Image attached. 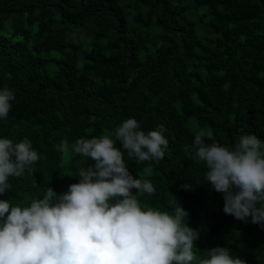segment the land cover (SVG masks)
<instances>
[{
	"label": "trees",
	"instance_id": "trees-1",
	"mask_svg": "<svg viewBox=\"0 0 264 264\" xmlns=\"http://www.w3.org/2000/svg\"><path fill=\"white\" fill-rule=\"evenodd\" d=\"M5 87L15 99L0 138H28L40 159L9 177L0 200L30 206L48 187L66 193L94 162L54 145L109 135L134 117L146 132L164 125L169 141L158 163L124 152L130 174L156 189L138 195L142 209L172 212L175 198L198 233V258L227 247L264 264V227L224 214L222 194L192 159L199 130L221 145L246 134L264 141V0H0Z\"/></svg>",
	"mask_w": 264,
	"mask_h": 264
},
{
	"label": "clouds",
	"instance_id": "clouds-1",
	"mask_svg": "<svg viewBox=\"0 0 264 264\" xmlns=\"http://www.w3.org/2000/svg\"><path fill=\"white\" fill-rule=\"evenodd\" d=\"M14 99V90L0 89V118H7ZM141 123L130 117L109 135L55 144L64 156L71 152L94 163L79 169L78 183L66 193L48 187L30 206L0 200V264H246L227 247L207 249L198 258V233L184 223L188 213L174 197L172 212L142 209L138 195L156 189L150 179L130 174L124 152L158 163L169 141L164 125L146 132ZM192 148V159L207 169V183L222 194L224 214L264 227V141L246 134L235 146L221 145L199 130ZM39 159L28 138H0V195L12 187L9 177H20ZM143 172L152 174L151 163Z\"/></svg>",
	"mask_w": 264,
	"mask_h": 264
}]
</instances>
